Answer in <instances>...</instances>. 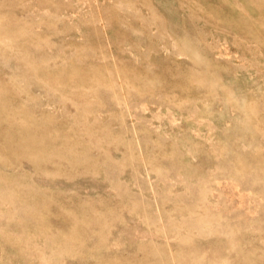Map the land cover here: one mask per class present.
Instances as JSON below:
<instances>
[{"label":"rangeland","instance_id":"rangeland-1","mask_svg":"<svg viewBox=\"0 0 264 264\" xmlns=\"http://www.w3.org/2000/svg\"><path fill=\"white\" fill-rule=\"evenodd\" d=\"M0 264H264V0H0Z\"/></svg>","mask_w":264,"mask_h":264}]
</instances>
